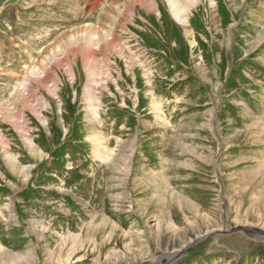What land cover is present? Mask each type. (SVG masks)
<instances>
[{"label":"rangeland","instance_id":"rangeland-1","mask_svg":"<svg viewBox=\"0 0 264 264\" xmlns=\"http://www.w3.org/2000/svg\"><path fill=\"white\" fill-rule=\"evenodd\" d=\"M89 24L122 54L99 59L109 162L88 139L83 55L74 83L46 53ZM190 25L166 0H0V105L21 108L34 141L0 115L21 167L0 144V264H264V0H202ZM43 57L59 90L36 84L40 120L14 103Z\"/></svg>","mask_w":264,"mask_h":264},{"label":"bare ground","instance_id":"bare-ground-1","mask_svg":"<svg viewBox=\"0 0 264 264\" xmlns=\"http://www.w3.org/2000/svg\"><path fill=\"white\" fill-rule=\"evenodd\" d=\"M124 1H130L134 5L139 6L140 8H145L146 11H148L152 7L153 2L155 0H124ZM166 1L168 2V9L171 16H173V18L184 28V31L187 34L193 33V29L190 25L191 10L195 5L198 6L202 0H166ZM117 11L122 12L123 9L118 8ZM105 14L107 16L109 15L107 11L105 12ZM100 27L94 25L92 26L91 24H89L74 29L72 31L66 32L59 37L56 43H54L51 46L50 50L46 49L48 50L46 51V53L50 51V53L52 54L51 56H53L52 58L54 59L58 58L60 62L59 64L60 67H63V69L67 71L68 73L67 75L71 77L69 79H71L74 83L76 82L75 78L77 77V68L74 67L70 55H74V58H77L78 55L81 54L83 55V63L85 66L86 77L88 78V84L86 85L84 91L85 118L88 121L89 125L91 124L93 126V128H91V130L89 131L88 139L92 143L93 155L97 159L103 162H109V160H112L113 149L108 148L105 136L102 134L101 117L99 116L100 100H99L98 88L104 87L105 82H107V80L111 76V71L110 68H108L107 66L105 67L103 65V62L99 61V59L102 58L101 56L103 52L107 53V51L112 52L114 50L116 51V53L120 55L122 54L118 47L119 44L116 42L114 38H112L111 36L112 34L107 33V31L104 32L100 30ZM44 61H46L45 58ZM133 62L134 60L132 61V63ZM43 63L40 65L41 67H38L36 65L37 64L36 61L34 66H32L31 68L28 67L31 70L28 71V74L27 76H25L24 80L19 82L18 84L19 87L16 92V99L14 103L16 104V101H18V103L23 102L24 104L23 106L29 107L31 110H33L38 115L40 120H43L44 117H47V115L46 116L44 115L43 111L44 109L48 108V104L46 97L44 95L38 96L35 99L36 102H34L31 99L30 96H33L34 93L38 92V90L36 89V84L37 86H39V90L40 88L44 87V89L48 90V92H50L53 95H58V90H59V85H58L59 82L56 81L55 78L51 79V75L54 70L52 65L53 61L51 63L47 62L46 65H44ZM152 107L154 108L155 111L154 113H156L158 116L163 115V112L161 110V105L159 104V102L152 101ZM21 111H22L21 108L13 109L12 106H10L9 104L4 103L0 105V115L5 119L11 120V122H13L15 126L20 129V132L24 135V137L28 141L34 142L32 139H30V134L28 135V131L26 129L27 127H25L24 125L25 123V119L23 117L24 115L23 112ZM45 121H48V118H46ZM50 123L51 122H49V124ZM4 140H6V138L0 132V144L1 146L4 147V153L9 163L13 165L14 167L13 169L21 168L17 164V161L10 157L12 155V152L8 148H6L8 143L5 142ZM25 174L29 177V173H25ZM189 242L190 241H188V243ZM172 256H174V254H168L165 256L164 259L167 262V264H168L167 260L169 261L171 260L172 262Z\"/></svg>","mask_w":264,"mask_h":264}]
</instances>
